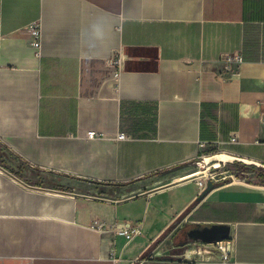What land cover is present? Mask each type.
<instances>
[{"label": "crops", "instance_id": "1", "mask_svg": "<svg viewBox=\"0 0 264 264\" xmlns=\"http://www.w3.org/2000/svg\"><path fill=\"white\" fill-rule=\"evenodd\" d=\"M212 150L264 164V0H0V264H135L211 224L230 260L172 264H264V183L201 197Z\"/></svg>", "mask_w": 264, "mask_h": 264}, {"label": "rangeland", "instance_id": "2", "mask_svg": "<svg viewBox=\"0 0 264 264\" xmlns=\"http://www.w3.org/2000/svg\"><path fill=\"white\" fill-rule=\"evenodd\" d=\"M221 153L218 150H212L210 153L203 155L197 159V171L202 181L206 184L211 179L214 184H222L225 182L238 181L247 183H260L264 180V175L261 177V168L253 164L243 163L241 161H221L212 160L210 163H205V159ZM264 174V171H263ZM179 222V221H178ZM182 223V222H180ZM183 224V223H182ZM182 228L176 232L178 234ZM175 234V235H176ZM168 232L161 240L153 244L138 260L140 264H156L159 262L173 263L177 262L182 254L189 248L202 246V243L189 242L186 246H179L181 241L175 240L171 236L167 238ZM157 245L159 249L155 250Z\"/></svg>", "mask_w": 264, "mask_h": 264}, {"label": "built area", "instance_id": "3", "mask_svg": "<svg viewBox=\"0 0 264 264\" xmlns=\"http://www.w3.org/2000/svg\"><path fill=\"white\" fill-rule=\"evenodd\" d=\"M29 31L32 33L34 40L33 43L36 45L39 44L40 40V35H41V28L39 25L35 24L29 28ZM221 61L225 65L226 70H230L232 65H237L240 66L243 62V56L240 52H233L231 54H228L224 56ZM89 137L94 138L96 135L95 131H90L89 132ZM126 133L121 132L118 135V139L123 140L126 139ZM235 140V138H233ZM202 183H204L202 181ZM206 185V184H205ZM100 230L105 233L108 232V228L104 225L101 224L99 226ZM111 231L115 235H122L126 238L127 242H131L133 239H135L137 236L141 235L143 233V222L137 221L133 222L130 220H124V221H117L112 227ZM216 244V247L222 254V261L228 262L230 260L232 250H233V245L230 240H222V241H216L214 242ZM133 264V263H132Z\"/></svg>", "mask_w": 264, "mask_h": 264}, {"label": "water", "instance_id": "4", "mask_svg": "<svg viewBox=\"0 0 264 264\" xmlns=\"http://www.w3.org/2000/svg\"><path fill=\"white\" fill-rule=\"evenodd\" d=\"M218 154H224L227 156L226 157L227 159L224 161H241L243 163H249L264 168V164L261 162L251 161L224 152ZM213 187H215V184L211 179H209L206 188L203 190L201 194V197H203ZM230 229H231L230 226L225 224L196 225V227L189 230L188 239L185 242H181L180 245H185L189 242H196V241L204 242V243H213L216 241L226 240L229 238ZM166 264H172V263H166Z\"/></svg>", "mask_w": 264, "mask_h": 264}, {"label": "flooded vegetation", "instance_id": "5", "mask_svg": "<svg viewBox=\"0 0 264 264\" xmlns=\"http://www.w3.org/2000/svg\"><path fill=\"white\" fill-rule=\"evenodd\" d=\"M194 227H196V225H192L190 227H187V228L181 230L179 232V235H178V240L181 241V242H185L188 239V237H189V234H188L189 230L194 228ZM166 263H168V262H159V263H156V264H166ZM135 264H140V263H139V261H137Z\"/></svg>", "mask_w": 264, "mask_h": 264}, {"label": "bare ground", "instance_id": "6", "mask_svg": "<svg viewBox=\"0 0 264 264\" xmlns=\"http://www.w3.org/2000/svg\"><path fill=\"white\" fill-rule=\"evenodd\" d=\"M227 156L226 155H224V154H215V155H213V156H210V157H207L206 159H205V163H209L210 161H212V160H221V161H224V160H226L227 158H226Z\"/></svg>", "mask_w": 264, "mask_h": 264}, {"label": "trees", "instance_id": "7", "mask_svg": "<svg viewBox=\"0 0 264 264\" xmlns=\"http://www.w3.org/2000/svg\"><path fill=\"white\" fill-rule=\"evenodd\" d=\"M261 171H262V172H261V173H262V174H261V177H262V176L264 175V174H263L264 169L261 168ZM261 181L264 183V180H261ZM165 234H166V233H165ZM165 234H162L161 237L158 239V241L161 240ZM178 235H179V233L175 235V237H174L175 240H178ZM158 241H156L155 243H157ZM155 243H154V244H155Z\"/></svg>", "mask_w": 264, "mask_h": 264}]
</instances>
